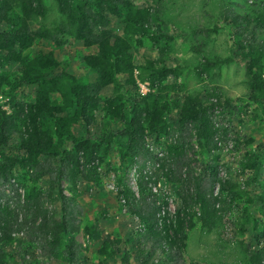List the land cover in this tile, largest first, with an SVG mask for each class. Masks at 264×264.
Masks as SVG:
<instances>
[{
	"label": "rangeland",
	"instance_id": "rangeland-1",
	"mask_svg": "<svg viewBox=\"0 0 264 264\" xmlns=\"http://www.w3.org/2000/svg\"><path fill=\"white\" fill-rule=\"evenodd\" d=\"M41 1L43 12L36 11V4L29 12L14 4L9 11L12 23L18 26L23 19L28 18L31 28L54 30L59 20L58 6L54 0ZM90 1L96 7L100 2ZM130 1L136 8L149 14L152 21L148 27L135 28L124 24L122 12L115 15L105 10V14L109 17V26L130 43L133 79L120 75L116 86L114 83L99 84L96 75L83 62L84 54L96 53L97 48H85L80 41L73 45L58 46L53 41L40 38L22 49V55L32 58L39 51L51 52L58 61V66L54 68L56 74L65 71L74 75L100 99H113L114 107L121 109L124 114H134L143 99L155 100L159 104L167 101V109L160 113V117L170 133L162 131L159 138L154 139L145 130L143 143L151 157L145 161L144 167L151 179L148 185L156 205L161 204L168 217L167 223H171V226L176 224V213L184 205L183 196L188 197L181 215L185 226L182 264H254L252 251L264 245V114L259 104L249 100L243 63L218 60L230 56L234 40L230 27L221 17L222 1ZM231 2L234 9L240 12L254 13L264 9V0ZM161 51L164 52L166 64L179 66L180 70L177 79L168 76L161 83L156 82L157 85L151 86L139 74L145 71L142 67L144 61L157 58ZM205 60H210L211 64L205 65ZM20 66L18 61L7 65L4 75L10 84L0 89V109L14 115L17 125L22 122L19 117L27 112L26 103L32 98V92L38 89V85L34 84L16 89L12 87L13 75ZM56 85L58 91L66 93L63 83L58 82ZM54 92L56 96L60 93ZM189 94L200 104H205L210 97L219 99L214 107L217 147L212 153L206 152L198 145L193 132L192 142L186 151L187 165L183 167L180 178L170 180L161 173L160 166L162 159L168 156L177 134L173 132L177 113L172 102L175 99L183 101ZM56 98L58 108H54V103L50 102L45 109L46 114L39 117V125L47 122L53 129L57 119L72 115L74 107L66 105L64 97ZM94 114L96 126L90 131L91 139H96L102 124L111 119L105 115L101 104ZM111 122L114 127H119V123ZM69 126L75 134L83 133L76 121H71ZM16 141V137L9 140L7 153H17ZM70 147V144L66 145V148ZM119 155L120 145L113 142L105 161L95 165L98 173L95 181L80 179L77 182L76 187L80 191L77 202L82 207L79 215L81 230L75 234V239L81 244L79 264H102L107 253L116 246L129 252L130 264H138L146 256V252L138 248L143 228L140 220L135 214L124 210L116 197L115 188L120 185L118 180L131 187L134 174H137L133 165L121 164ZM255 158L259 161L257 172L250 166ZM80 161L84 167L93 166L91 161H86L82 156ZM32 173L29 166L18 163L12 168L8 180L0 181V203L12 215L18 214L20 219L30 216L26 200H30L36 191L42 194L47 191L46 178L41 177L34 182ZM200 175L206 188L212 187L216 201V215L210 221V227L201 220V203L195 194V182L199 181ZM153 185L155 191L151 188ZM62 188L66 194L72 195L67 181L62 182ZM256 193L261 198H257ZM53 195L50 201L53 206L59 207L56 191ZM141 207L140 201L134 202V209L140 210ZM160 220L159 224L163 225L162 218ZM190 222L193 223L191 227L188 226ZM90 225L93 228L90 229ZM167 232L173 236L171 227ZM106 239L108 242H105ZM65 243L63 238L50 260L24 229L13 230L12 239L3 243L6 264H67L62 254ZM152 262L165 264V258L158 253Z\"/></svg>",
	"mask_w": 264,
	"mask_h": 264
},
{
	"label": "trees",
	"instance_id": "trees-1",
	"mask_svg": "<svg viewBox=\"0 0 264 264\" xmlns=\"http://www.w3.org/2000/svg\"><path fill=\"white\" fill-rule=\"evenodd\" d=\"M54 1L58 6L59 20L54 30L49 31L46 28H31L28 18L23 19L17 26L9 16L14 4L23 7L25 12L32 10L36 4V11L43 12L41 0H0V89L5 84H10L4 70L12 61H18L21 65L13 75L11 85L14 89L38 85V89L32 92V98L26 103L27 112L19 117V120L22 119L20 124L17 125L14 115L0 109V181H7L12 174V168L20 163L32 169V181L37 182L44 177L48 183L46 194L36 191L30 200H26V206L30 207L29 217L20 219L18 214L12 215L0 203V264H6L3 243L12 239L13 230L20 229L26 231L28 237L40 246L42 254L50 260L64 238L66 243L62 254L67 264H79L81 244L75 239V234L81 230L79 215L82 207L77 202L80 191L76 186L80 179L95 181L98 177L96 166H82L80 157L86 161L97 160L98 164H102L113 142L120 145L121 164L133 165L137 172L135 180L138 195L119 179L116 197L124 210L138 217L143 227L138 248L146 252V256L138 264H154L152 259L158 253L165 258V264H182L181 249L185 239V226L184 217L181 215L188 203V197L183 196L184 205L176 213V224L171 226V223H167L168 217L164 214V209L161 212V204L156 205L148 185L151 179L144 167L145 161L151 157L143 143L145 130L154 139H158L162 131L167 132V125L160 117V113L167 109V101L159 104L155 100L143 99L134 114H124L121 109L114 107L113 99H100L74 75L65 71L56 74L54 68L58 66V61L51 52L39 51L32 58H28L21 51L40 38L53 41L58 46L73 45L76 41L82 42L85 48L94 46L97 48L96 53L84 54V64L96 75L99 84L114 83L116 86L120 75L133 79L134 64L129 41L109 26L110 20L105 10L115 15L122 12L124 24L135 28L148 27L152 20L148 13L136 8L130 0H100L97 7L90 0ZM221 1V17L230 27L234 40L230 56L218 60H236L243 63L249 100L259 104L264 114V9L254 13L240 12L234 9L231 0ZM204 62L205 65L211 64L210 60ZM142 67L145 71L139 76L151 86L161 83L168 76L177 79L180 70L179 66L166 64L163 51L157 58L146 59ZM58 82L64 84L65 94L58 91ZM54 90L60 92L57 96L64 97L65 104L73 106L74 109L72 115L57 119L52 129L47 122L39 125V117L46 114L45 109L50 102L54 103V108H58ZM218 101L219 99L213 100L210 97L205 104H200L189 94L183 101L175 99L172 102L177 113L173 132L177 134L171 143L168 156L161 162L160 171L166 178H180L183 167L187 165L186 151L192 142L193 132L198 145L206 152L212 153L217 147L214 107ZM100 104L105 115L111 119L102 124L99 136L91 139L90 131L96 126L94 110ZM111 120L119 123V127H114ZM71 121L81 125L82 134H75L70 129ZM12 137L17 140L16 154L6 151ZM67 144L71 145L69 149L66 148ZM258 165L256 158L250 163L255 172ZM63 181L70 184L72 195L64 192ZM54 191L60 201L59 207L53 206L50 201ZM195 194L201 203V220L210 227V221L216 215V201L212 187L206 188L201 175L199 181L195 182ZM255 196L261 198L259 193ZM136 201L141 202L140 210L133 208ZM160 212L163 214L158 216ZM160 217L163 225L159 224ZM188 226H193V223L190 222ZM170 227L173 229V236L168 235ZM89 228L93 226L90 225ZM129 258L128 251L116 246L107 253L102 264H130ZM252 258L254 264H264V245L252 251Z\"/></svg>",
	"mask_w": 264,
	"mask_h": 264
},
{
	"label": "built area",
	"instance_id": "built-area-1",
	"mask_svg": "<svg viewBox=\"0 0 264 264\" xmlns=\"http://www.w3.org/2000/svg\"><path fill=\"white\" fill-rule=\"evenodd\" d=\"M91 163L93 164V165H97V160H93V161H91ZM133 170L135 171V167H133ZM133 184L131 185V188L135 191V193L137 194V187H136V181H135V174H134V179H133V182H132ZM152 189H153V191H155L156 190V187H155V185H153L152 187H151ZM116 190H117V188H115ZM122 201H123V198H122ZM161 212H163V207H161ZM160 212V213H161ZM159 213V214H160ZM160 223H161V220H160Z\"/></svg>",
	"mask_w": 264,
	"mask_h": 264
}]
</instances>
